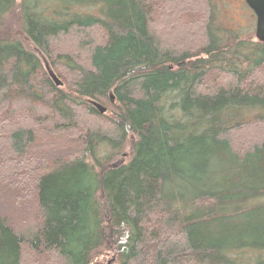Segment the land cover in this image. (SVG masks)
Listing matches in <instances>:
<instances>
[{"label": "trees", "instance_id": "trees-1", "mask_svg": "<svg viewBox=\"0 0 264 264\" xmlns=\"http://www.w3.org/2000/svg\"><path fill=\"white\" fill-rule=\"evenodd\" d=\"M103 263L264 264V42L214 0H0V264Z\"/></svg>", "mask_w": 264, "mask_h": 264}, {"label": "rangeland", "instance_id": "rangeland-1", "mask_svg": "<svg viewBox=\"0 0 264 264\" xmlns=\"http://www.w3.org/2000/svg\"><path fill=\"white\" fill-rule=\"evenodd\" d=\"M217 19L226 27L235 31L241 32L253 31L255 28V16L253 12L247 7L244 0H214ZM17 107H26L31 110L35 109V105H30L23 102H17ZM44 111H37V113ZM108 259V258H107ZM105 264V263H103Z\"/></svg>", "mask_w": 264, "mask_h": 264}, {"label": "water", "instance_id": "water-1", "mask_svg": "<svg viewBox=\"0 0 264 264\" xmlns=\"http://www.w3.org/2000/svg\"><path fill=\"white\" fill-rule=\"evenodd\" d=\"M247 7L255 16L254 36L258 42H264V0H244ZM52 79L56 85H60L59 80L52 75ZM99 113H103L105 108L94 103Z\"/></svg>", "mask_w": 264, "mask_h": 264}]
</instances>
